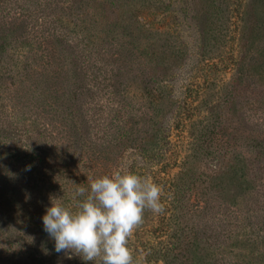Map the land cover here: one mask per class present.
I'll use <instances>...</instances> for the list:
<instances>
[{
  "label": "rangeland",
  "instance_id": "1",
  "mask_svg": "<svg viewBox=\"0 0 264 264\" xmlns=\"http://www.w3.org/2000/svg\"><path fill=\"white\" fill-rule=\"evenodd\" d=\"M41 23L85 78L22 41ZM0 28V264H93L42 217L120 167L162 189L139 264H264V0H0Z\"/></svg>",
  "mask_w": 264,
  "mask_h": 264
},
{
  "label": "clouds",
  "instance_id": "2",
  "mask_svg": "<svg viewBox=\"0 0 264 264\" xmlns=\"http://www.w3.org/2000/svg\"><path fill=\"white\" fill-rule=\"evenodd\" d=\"M80 187L74 207L51 199L42 217L44 230L55 241V251L71 252L93 264H139L128 247L129 238L143 223L145 210L161 213L162 189L128 167L111 175L90 178V190Z\"/></svg>",
  "mask_w": 264,
  "mask_h": 264
},
{
  "label": "trees",
  "instance_id": "3",
  "mask_svg": "<svg viewBox=\"0 0 264 264\" xmlns=\"http://www.w3.org/2000/svg\"><path fill=\"white\" fill-rule=\"evenodd\" d=\"M57 16V14H56ZM4 25V23H2ZM8 24V23H7ZM43 26L44 23L41 24H33L32 29L30 28V31L27 33L28 35H23L22 37V41L26 44H33L36 48V50L38 51L37 54L39 53V59L40 61H42V65L45 68H49L52 65V62L54 59L59 60V54L63 53L62 51H64V44H66L67 46V50L66 53L69 54H73V58H74V62H71L70 64L75 67L77 64H79L78 66V71H74L73 72V77L77 80L85 78L86 77V68L88 65H90L89 60H88V56L85 54V51L82 49L83 47H81V45H79L76 42H70V40H68V38H65L63 35L58 34L56 31H53L52 33L48 34L45 36V33H43V35L38 36L36 34L42 33V32H46V30H43ZM25 27V26H24ZM26 28V27H25ZM1 30V28H0ZM248 36V35H247ZM2 34L0 36V40L2 41L4 39V37H2ZM244 40H245V36H244ZM67 42V43H66ZM69 42V43H68ZM101 51L98 53V55H100ZM104 53V52H103ZM106 56H111V53H108L107 51H105ZM240 63L244 62L245 58L241 57V59H239ZM93 63L94 66H96V63L94 61L91 62V64ZM92 65V66H93ZM60 71H62L61 66H60ZM66 70H64V73ZM241 75H240V70H238V77H236L234 80H232V84L235 85L237 84V82L239 81ZM95 78V77H94ZM215 174L220 177L221 175H223V172L219 171V172H215Z\"/></svg>",
  "mask_w": 264,
  "mask_h": 264
}]
</instances>
